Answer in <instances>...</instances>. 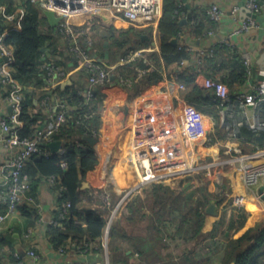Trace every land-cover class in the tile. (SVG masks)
I'll return each instance as SVG.
<instances>
[{"label":"crops","instance_id":"obj_1","mask_svg":"<svg viewBox=\"0 0 264 264\" xmlns=\"http://www.w3.org/2000/svg\"><path fill=\"white\" fill-rule=\"evenodd\" d=\"M239 1L172 0V3L165 4L163 0V10L180 7L187 9L185 7L187 4L191 9L203 13L209 5L214 3L223 7L225 9L223 19L220 24L212 26L211 32L198 38L183 28L181 33L186 34H180L177 42L191 49L195 55L197 51L209 50L221 42L229 41L233 52H236L242 59L248 57L250 60L252 67L250 76L247 75L244 84L232 87L234 91L246 92L259 81L257 60L264 52V3L261 12L256 16L259 26L248 32L232 36V32L240 24V19L239 15L237 19L234 18L230 14V9ZM76 18L74 21L78 24L85 21L84 17H80L82 19L79 22ZM181 19L186 18L181 14L179 21ZM186 22L179 25L184 27ZM90 23L96 26V34L92 35L95 40V54L108 64L116 63L120 58L119 50H114L112 47L110 36L112 33L118 37L132 29L124 48L130 49L141 44L140 49L150 48L157 52L160 50L158 26L156 29H151V27L135 29L121 22H118L116 26L113 23L107 26L95 17L87 21V24ZM0 24H2L1 19ZM57 35V39L53 37L54 43L46 41L42 51V59L45 57L51 61L57 60L69 72V76L54 87L57 90L56 95L61 98L60 91L68 94L72 89L85 93L89 88L87 77L78 70L76 64L72 63L67 43L61 35ZM187 36L198 39V46L187 43ZM140 41L147 43L142 44ZM51 43H53L52 46ZM50 49H55L56 53ZM192 61H187L190 67ZM0 65H5L9 72L12 70L5 62ZM188 65L186 69L189 68ZM130 79L131 82L128 85H122L120 81H115L113 74L111 75L105 88L106 97L103 100L96 137L88 138L89 146L98 155V163L91 173L90 180H85L83 183H86V186L82 185V187L87 188L90 184H97L102 187L103 191L110 193L112 206L116 212L109 221L108 232L106 233L105 230L101 239L85 245L86 249L81 248L82 244L76 245L71 240L61 247L65 249L63 253L59 251L60 248L55 249L49 242L47 232L58 210L59 199L55 186L48 178L41 177L37 187L32 190L37 198L39 209L34 210L21 206L15 212L10 213L0 227V261L11 264L15 257H19L30 262L27 251L34 250L37 258L33 264H110L108 234L110 227L116 224L118 239L115 242L121 247L117 254L122 257L126 256V264H220L225 237L230 235L227 229L230 223V213L229 210L226 211L229 203L227 200L235 201L237 197H243V207L249 214L246 225L264 223V203L259 199L256 187L249 188L244 184L241 168L248 161L240 158L234 164L226 165L220 172L229 181L230 193L227 200L219 206L216 203L217 209L214 215L207 214L205 210L203 236L185 242L183 236L176 233L175 226L167 227V224L159 223L156 218L158 208L153 202L154 184H158L159 193L167 201H171L181 195L188 184L193 185L190 177H193L192 166L196 161L204 157L207 161L220 159V156L226 158L240 149L238 143L232 139H223L220 145L206 146L202 138L201 144L198 146L196 143L195 147L193 140L201 137L203 133L199 130V124H195L193 115L200 111L193 106L190 108L192 110L188 111L186 103L184 101L182 103L184 92L178 88L180 81L175 73L164 74V79L159 86L137 89L135 87L138 85L134 86L136 80L133 77ZM66 81L69 83L61 85ZM36 82L37 80L29 83L14 80V87L20 90L23 96L33 98V106L29 108V113L40 112L45 115L44 121L33 127L32 136L38 130L52 125L53 117L57 112L54 96L50 98L51 92L48 91L47 86L43 89H36ZM196 82L201 85V78H198ZM7 88L11 89V86ZM7 88L0 83V120L12 112V106L5 101L4 96L8 94L7 92H14L15 89ZM44 92L45 94L49 92L47 104L50 110L41 107L40 100ZM216 114H218L216 124L223 133L225 123L231 122V111L223 110L224 124L222 122L224 117H221V113L217 111ZM187 119L192 123L194 134L188 132L189 127L186 128ZM234 119L252 123L259 119L264 122V113L258 115L256 108L246 107L237 113ZM215 127L216 125L206 118L207 133L214 132ZM91 139L95 142L91 143ZM16 150L14 145L10 146L0 140V198L6 193V170ZM136 197L138 202L134 203V210L130 213L128 209L123 208L122 204ZM2 208L3 206L0 205V212L4 213L5 209ZM224 210L225 213H222ZM161 213L163 219L167 220L168 211H161ZM222 214L226 215L225 224L222 226L224 229L221 228L216 237H211L209 233ZM178 225L177 222L176 226Z\"/></svg>","mask_w":264,"mask_h":264},{"label":"trees","instance_id":"obj_2","mask_svg":"<svg viewBox=\"0 0 264 264\" xmlns=\"http://www.w3.org/2000/svg\"><path fill=\"white\" fill-rule=\"evenodd\" d=\"M18 6H21L24 10V14L19 22L15 25L11 24L7 33L4 31L5 26L0 24V51L10 46L13 48V61L6 63V65L11 67L10 75L14 80L23 83L37 80L36 89H43L47 85L44 78L45 71L42 68V63L45 60L42 59V51L44 50L46 41L53 42V37L57 39V34L59 33L57 32V27H52L49 24L41 9L29 0H21V4L16 0H0V7L4 9L3 14L0 15V19L1 17L3 19L5 14L15 13ZM181 14L187 21L184 27L179 25ZM213 25L215 23L209 20L206 9L203 13L191 8L164 9L157 28L160 50L158 52H145L143 57L136 58L125 65L117 66L113 72L115 81H119V76L133 77L136 80L134 86L138 85L135 87L136 89L146 86H159L164 79V74L167 75L173 72L177 75V79L186 85L183 90L184 94L182 95L184 100L195 107L196 110L204 114H210L216 120L218 116L216 114L218 111L216 107L217 103L196 84L195 73H186L181 69V63L184 60L190 59L191 55L185 46L177 41L175 43L172 42L180 34L185 33H181L183 28L187 29L191 35L202 38L211 32ZM86 27L92 35L96 34L95 25L90 23ZM131 32L132 29H129L118 37L115 33L110 35L112 47L114 50H119L120 58L130 55L142 46L139 44L130 49L124 48L125 42L129 39L128 36L131 35ZM140 42L142 44L147 43ZM53 43H51V46ZM50 50L56 53L55 49ZM210 50L211 52L202 60L200 69L202 75L219 79L231 88L245 83L247 68L243 59L236 52H233L231 45L219 43ZM54 62L57 64L61 63L57 62V60ZM138 68L147 69V72L139 76L137 73ZM176 70L178 71L176 72ZM107 84L95 87L90 97L86 96V92L80 93L76 89H72L66 94L61 92L59 88L60 97L67 101L70 110L67 112L66 123L55 132L52 140L60 141L65 151L63 155L53 154L49 157L33 155L27 161L25 167L32 190L37 187L39 178L58 176L63 191L62 198L59 199V209L56 211L55 218L58 217L62 209V203L64 201L70 203L65 218H58L59 223H50L48 226L47 234L49 242L55 249L61 248L69 240L76 245L82 244L81 248L86 249L85 245L102 238L107 227L110 208L106 207L102 200V187L97 184H90L87 188L82 187L85 180H90L91 173L95 170L98 163V155L89 146L88 138H91L93 131L97 133L100 112L103 100L106 97L105 88ZM54 91H57L56 88ZM45 96L44 92L41 100ZM32 106L33 98L27 95L24 96L22 108L18 116L20 125L15 127V132L20 138L32 137L33 127L45 119V115L40 112L37 114L29 113V108ZM187 120L186 124L188 125L186 128L189 127L188 132H194L191 121ZM241 122V126L238 129L239 133L235 134V136L229 135L227 132L222 133L216 124L215 131L212 132L213 138L219 140L230 138L236 141L241 155L253 154L264 149V130L253 131L245 120ZM199 130L202 131L203 128L199 127ZM202 138L204 136L193 140L195 147L196 143H198V146L201 144ZM47 148L48 143L42 146V149ZM63 162L66 164L64 168L61 166ZM204 172H200L198 177H203L207 181L206 185L203 186L205 191L202 196L210 203L209 201H211L212 196H218L221 192L223 193L224 188H222V191L220 188L218 192L213 194L214 190L211 187L213 188V185L216 184L217 177L220 178L218 172L211 171V176L203 174ZM222 178L223 182L227 181L225 177ZM154 185L153 202L158 208L156 218L159 223L163 222V225H168L167 227L175 226L176 233L181 234L185 242L192 238L203 236L202 228L206 217V202L204 204L198 202L195 205L191 201L193 194L191 192L184 198V203L179 206L178 202L182 203L181 195L171 201H167L159 193V185ZM55 188L57 187L55 186ZM224 198L225 196L219 202H222ZM124 202L122 204L123 208L128 209L132 213L134 210L133 206H135L134 203L138 202V199L136 197L132 201H127L126 204ZM2 209H5V207ZM165 210L169 213L167 220L163 219L161 213V211ZM236 210L238 211L236 217L230 219V223L227 226L228 231H234L225 237L223 244L224 252L220 259V264H264V223L246 225L249 215L248 211L244 207L237 208ZM177 222L179 223L178 226H176ZM224 223L225 216L222 214L209 235L211 237L219 235L220 228ZM108 235L110 239L108 244L110 264H126V256L122 257L117 254L121 247L115 242L118 239L116 224L110 227ZM10 259L12 260L13 258ZM13 260H17L16 257Z\"/></svg>","mask_w":264,"mask_h":264},{"label":"built area","instance_id":"obj_3","mask_svg":"<svg viewBox=\"0 0 264 264\" xmlns=\"http://www.w3.org/2000/svg\"><path fill=\"white\" fill-rule=\"evenodd\" d=\"M21 4V0H16ZM31 3L37 5L41 11L50 10L55 13L56 16L61 17L58 22L57 30L59 35L62 36L63 40L67 43V49L69 57L72 59V63L76 64L78 70L83 72L87 77L89 88L86 91V96L90 97L92 95V90L108 83L111 75L115 71L117 66L125 65L126 63L134 61L136 58L143 57L145 52H152V49H138L131 53L130 55L119 58L116 63L108 64L102 59L98 58L95 54V43L92 34L90 33L87 26V21L94 18L93 16L97 13H104L110 17L115 22H121L125 25H129L135 28H145L151 27V29H156L158 26L159 19L163 13V0H29ZM245 6L256 16L262 10V4L256 0H243ZM3 7H0V15L3 14ZM240 7L238 3L233 4L230 9V14L236 18L239 15ZM24 14L23 8L18 6L15 13L5 14L2 19V25L5 26V33H7L11 24L15 25L19 22L20 18ZM206 14L212 22L215 24H220L225 14V9L220 5L214 3L207 7ZM76 17H84L85 21L82 24H78L74 21ZM237 19V18H236ZM259 26L256 18H246L244 21H240V24L232 32L233 35L248 32ZM230 45L229 41L221 42ZM12 47H8L5 50L0 51V57L2 59L6 58V62L13 61V51ZM186 50L191 55L190 59L184 60L181 63V69L186 73H195L196 79L201 78V85L196 82V84L201 87L207 95L213 98V101L217 103L216 107L221 117L223 115V110L231 111V122L225 123V117L222 121L225 123L223 132H227L229 135L235 136L239 132V127L241 126V121H235L237 113L244 110L246 107L256 108L258 115L264 113V80H260L252 86L249 91H234L227 84L219 79L209 78L202 75L200 72L203 58L211 52V50H200L192 53V50L186 48ZM193 55V58H192ZM42 63V68L45 71V80L48 91L51 92L56 100L57 112L53 117L52 125H49L41 130H38L32 137L20 138L16 132L15 127L20 125L18 116L22 108L23 94L20 90L14 87V79L11 77L10 72L7 70L5 65H0V83L7 88L11 86L14 88V92H7L8 94L4 96L5 101H8L12 106V112L6 117L0 120V135L1 141L10 146L14 145L17 150L14 156L9 160L7 170H6V193L0 198V205L5 207V212H0V227L2 223L6 220L8 215L15 212L19 207L26 206L33 208L34 210L39 209V204L37 203L36 196L32 193V187L29 180L28 174L25 172V167L27 161L33 155H43L49 157L53 154L63 155L65 148L60 145L56 153H52L51 150L42 149V146L46 143L54 142L52 140L55 132L66 123L67 112L70 110V106L66 100L63 98H58L54 87L60 81H63L69 76L68 70L64 66L50 61L45 57ZM193 59V61H192ZM50 61V62H49ZM187 61L191 62V67L188 65ZM244 64L247 68V75L250 76V70H252L250 60L248 57H244ZM188 65V69H186ZM147 72V69H137L139 76ZM258 76H264V70H258ZM119 81L122 85H128L131 82L130 78L119 76ZM185 84L180 82L178 88L180 90L185 89ZM10 89V88H7ZM10 89V90H11ZM49 92L41 100V107L43 109L50 110V106L47 104L49 100ZM188 106V110L192 105L188 104L184 98L181 99ZM195 124L203 128L200 131L202 136H204V142L206 146H216L220 145L219 139L213 138V133H207L206 128V118L210 122L216 125V120L212 115L204 114L198 112L193 115ZM247 122V121H246ZM221 124V123H220ZM221 124V126H223ZM249 128L253 131L264 130V122L257 120L255 122H247ZM194 131V129H193ZM199 132V133H200ZM194 134V132H191ZM196 134V133H195ZM92 138L96 137L95 131L91 134ZM230 139V138H227ZM237 159H242L251 162V165L244 166L241 168V176L244 184L251 187H258L259 185H264V149L259 150L253 154L241 155L240 150H236ZM61 166L64 168L66 164L63 162ZM49 179L50 183L56 186V193L58 199L62 198L63 187L60 184L58 176L46 177ZM104 205L110 208L106 233L108 232L109 221L113 218L116 210L113 209L111 195L107 191H103L101 194ZM70 203L64 201L62 203V209L57 218L52 219L51 224L59 223V219H64L68 212ZM59 209V207H58ZM60 252H64V248L59 249ZM27 256L30 262L24 261L23 259L16 257L17 260L11 264H33L37 255L34 250L27 251ZM0 264H6L0 261Z\"/></svg>","mask_w":264,"mask_h":264},{"label":"rangeland","instance_id":"obj_4","mask_svg":"<svg viewBox=\"0 0 264 264\" xmlns=\"http://www.w3.org/2000/svg\"><path fill=\"white\" fill-rule=\"evenodd\" d=\"M170 2L172 3V0H165V4H170ZM115 26L118 24V23H113ZM134 28V27H133ZM129 29V28H128ZM136 29V28H135ZM134 30V29H133ZM138 31V30H136ZM189 111V110H188ZM187 111V112H188ZM237 154H230L228 156H226V158H223V156L219 157L220 159H215V160H210V161H207L204 157L203 159H200L198 161H196L194 163V165L192 166V168L194 169V172L192 173L193 174V177H190L191 180H193V185H187L185 187L186 190L183 191V193L181 194V201L182 203H179V206H181L183 203H184V198L189 194V193H193L192 194V197H191V201L194 202L195 205L198 204V202H202V204H206V207H205V210L206 208L208 207L209 203L205 200V198H203V192L205 191V188H203V186L206 185V179H204L203 177H198L199 173L200 172H204L203 174H206L207 176H211V174L209 173L210 171L212 172H218V175L220 178L217 177V182L215 185H213V188L211 187V189H213V194L218 192L221 188V191H222V188H224V192L221 194H218L215 195L214 197L212 196V199L216 200V203L217 205L219 206L221 203L224 202V200H227V197L229 196V193H230V190H229V181L227 179L226 182H223V176L220 174V172L222 171L223 168H225V166H229V165H232L235 163V159L237 158ZM248 163V164H247ZM245 163V166H250L251 165V162H247ZM192 176V175H191ZM205 176V175H204ZM193 188H192V187ZM190 187V189H189ZM225 196L224 200L221 202H219V200ZM232 199L230 200H227V206H226V211H228L230 214L229 218L232 219V218H235L236 217V214H237V208H240V207H243V204L244 203V200H243V197H237L235 199V201L233 200L232 202ZM235 203V204H234ZM231 204V205H230ZM233 205V206H232ZM236 208V209H235ZM216 209H217V206H216ZM222 213H225V210L222 212ZM226 217V215H225ZM225 224V223H224ZM222 229H224V227H221ZM220 228V229H221ZM234 230H229V233L232 234Z\"/></svg>","mask_w":264,"mask_h":264},{"label":"water","instance_id":"obj_5","mask_svg":"<svg viewBox=\"0 0 264 264\" xmlns=\"http://www.w3.org/2000/svg\"><path fill=\"white\" fill-rule=\"evenodd\" d=\"M185 1V0H183ZM259 3H263L262 0H256ZM238 5L240 7V11H239V19L240 21H244L246 18H256V15L253 14L246 6H245V2L243 0H240L238 2ZM185 7L188 9L190 8V5H185ZM44 16L46 17V19L48 20L49 24L52 27H57L59 20L61 19V17H58L55 15V13L53 11L50 10H44ZM93 17L95 18H99L100 21L104 24V25H111L113 23L112 19L110 17H108L107 15H105L104 13H97L95 14ZM186 22V19H181L179 21V24H182ZM177 41V39H173V43H175ZM186 42L190 43L191 45L194 46H198L199 44V40L198 39H193L191 36H187L186 37ZM6 62V58L2 59L0 58V63ZM257 64L259 66L260 70H264V52L260 55L259 59L257 60ZM260 80H264V76H259ZM69 81L64 82L61 85H65L68 84ZM91 143L95 142L94 139L90 140ZM61 145L60 141H54L48 144V147L50 148V150L52 151V153H56V151L59 149ZM86 186V183H83V187ZM257 195L259 197V199L264 203V185H259L256 189ZM206 213L209 215H214L216 213V200L212 199L208 205V207L206 208Z\"/></svg>","mask_w":264,"mask_h":264},{"label":"bare ground","instance_id":"obj_6","mask_svg":"<svg viewBox=\"0 0 264 264\" xmlns=\"http://www.w3.org/2000/svg\"><path fill=\"white\" fill-rule=\"evenodd\" d=\"M76 19H77V20H78V22H79V21H81V19H82V18H80V17H79V18H76ZM152 176H154V175H152Z\"/></svg>","mask_w":264,"mask_h":264}]
</instances>
